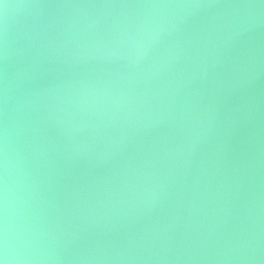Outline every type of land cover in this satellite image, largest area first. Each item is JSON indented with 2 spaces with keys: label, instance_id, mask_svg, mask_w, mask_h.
I'll use <instances>...</instances> for the list:
<instances>
[{
  "label": "water",
  "instance_id": "95a60500",
  "mask_svg": "<svg viewBox=\"0 0 264 264\" xmlns=\"http://www.w3.org/2000/svg\"><path fill=\"white\" fill-rule=\"evenodd\" d=\"M4 264H264V0H0Z\"/></svg>",
  "mask_w": 264,
  "mask_h": 264
},
{
  "label": "clouds",
  "instance_id": "9594fccd",
  "mask_svg": "<svg viewBox=\"0 0 264 264\" xmlns=\"http://www.w3.org/2000/svg\"><path fill=\"white\" fill-rule=\"evenodd\" d=\"M0 264H4V262L2 260H0Z\"/></svg>",
  "mask_w": 264,
  "mask_h": 264
}]
</instances>
